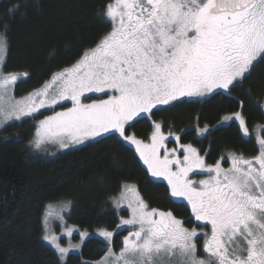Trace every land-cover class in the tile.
<instances>
[{
	"label": "snow or ice",
	"instance_id": "snow-or-ice-1",
	"mask_svg": "<svg viewBox=\"0 0 264 264\" xmlns=\"http://www.w3.org/2000/svg\"><path fill=\"white\" fill-rule=\"evenodd\" d=\"M20 7L14 3L9 14ZM101 15L110 31L19 100L13 89L29 73L5 71L10 29L0 20V128L35 118L43 109L53 114L36 124L37 148L46 142L68 148L118 135L134 146L152 177L167 181L172 197L187 201L199 223L200 231L185 227L171 211L149 209L134 186L124 185L115 203L127 201L131 215L117 227L132 230L119 254L108 248L97 264H264V136L256 137V156L229 154L209 165L191 144L169 149L160 123L153 122L150 142L129 132L131 122L150 118L159 106L175 107L216 89L230 92L246 79L255 63L264 61V0H105ZM223 119L238 121L243 135H249L241 112ZM206 132L207 126L198 129L201 136ZM225 159L228 168L222 167ZM69 206L65 203L55 215L63 220ZM51 208L45 212L43 239L63 264L76 246L62 247L47 233ZM98 234L107 242L114 235L107 229Z\"/></svg>",
	"mask_w": 264,
	"mask_h": 264
},
{
	"label": "trees",
	"instance_id": "trees-1",
	"mask_svg": "<svg viewBox=\"0 0 264 264\" xmlns=\"http://www.w3.org/2000/svg\"><path fill=\"white\" fill-rule=\"evenodd\" d=\"M105 0H0V20L9 24L6 72H28L14 88L16 97L40 88L53 73L72 65L108 31L102 18ZM14 3L21 7L10 15ZM243 102V107L239 102ZM264 61L246 79L224 94L217 92L200 100H188L153 110L150 120L139 118L129 129L147 141L152 123H160L164 134L191 144L205 162L215 164L221 156L242 154L254 157L259 145L256 134L264 125ZM241 112L249 129L245 138L236 122L217 126L225 116ZM37 118L0 129V264H61L60 257L43 243L45 209L68 203V225L92 233L115 231L127 211L114 200L124 185H132L149 209L171 211L185 222L194 223L190 208L175 201L169 188L150 178L133 148L118 138L106 136L54 158L32 146ZM208 127L204 135L198 129ZM263 136V134H260ZM230 164L227 159L222 167ZM127 230L116 232L113 252L120 251ZM108 242L90 238L78 253H70L63 264H90L106 254ZM201 252V246L198 244Z\"/></svg>",
	"mask_w": 264,
	"mask_h": 264
},
{
	"label": "rangeland",
	"instance_id": "rangeland-1",
	"mask_svg": "<svg viewBox=\"0 0 264 264\" xmlns=\"http://www.w3.org/2000/svg\"><path fill=\"white\" fill-rule=\"evenodd\" d=\"M22 79H23V78H22ZM14 88H15V87H14ZM217 92H221V93H224V94L228 93V91H225V90H223V89H216L214 92H212V93H207V94H205L204 96L193 97V98H186V99H188V100H200V99H205V98H207V97H209V96H211L212 94L217 93ZM12 95H13L17 100L23 98V97H16L15 94H14V89H13ZM27 95H28V94H27ZM27 95H25L24 97H26ZM69 106H70V105H69ZM166 106H168V105H165V106H159V108L166 107ZM263 109H264V108H263ZM61 110H63V109H61V108H57V109H56V111H61ZM52 114H53L52 111H49V110H43V109H42V110L40 111V113L35 114V118H37V120H36V124L38 123L39 120L44 119L45 116L52 115ZM232 115H233V114H232ZM232 115H228V116H232ZM28 119H31V118H27V117H26V118H24V119L21 120V121H15V120H14V121H10L8 124H6V125H5L4 127H2V128H5L7 125H9V124H13V123H15V124H21V122L26 121V120H28ZM137 119H139V118H137ZM137 119H136V120H137ZM147 119L150 120V118H147ZM136 120H135V121H136ZM231 121L236 122V124L239 126V122H238V121H235V120H231ZM231 121H224V119H222V121L219 122V123L217 124V126H221L222 124H226V123H229V122H231ZM133 122H134V121H133ZM133 122H131V123H133ZM152 126H153V123H152ZM263 126H264V125H263ZM239 128H240V127H239ZM0 129H1V128H0ZM240 130H241V129H240ZM35 131H36V126H35ZM153 131H154V128H153L152 132H153ZM161 131H162V129H161ZM162 132H163V131H162ZM241 133H242V131H241ZM151 134H152V133H151ZM151 134H150V136H151ZM260 134H263V136H264V132H261V130L258 129L257 134H256V137H257V136H261ZM242 135H243V133H242ZM34 136H35V132H34ZM34 136H33V139H32V146H33V148L36 149V150H38V151H39L40 153H42L44 156H47V157H49V158H54V157H56V156H58V155H60V154H62V153H65V152H67V151H70V150H73V149L79 148V147H81V146H84V145H86V144H88V143H91V142H93V141L98 140V139L101 138V137H97V138H95L94 140H88V141L83 142L82 144L72 145V146H70V147H68V148H60L59 145H58L57 143H52V142H46V143H44V144H41L40 147L37 148V147L34 146V143H33V141H34ZM165 136L168 137V139L166 140V146H167L169 149H172V148H178V147H179V144H181L180 142H177V141L175 140L176 135L165 134ZM199 136H200V135H199ZM243 136H244V135H243ZM244 137H245V136H244ZM248 137H249V135H248L247 137H245V138H248ZM123 142H124V141H123ZM145 142H150V137H149V139H148L147 141H145ZM124 143L127 144L126 142H124ZM127 145H128V144H127ZM128 146H130V145H128ZM130 147L133 148L134 151H135L134 146H130ZM136 154H137V153H136ZM137 156H138V154H137ZM138 158H139V156H138ZM139 160H140V159H139ZM140 161H141V160H140ZM141 163H142L143 167L147 170V166L144 165L142 161H141ZM206 164H207V163H206ZM229 166H230V164L228 165V167H229ZM228 167H226V168H228ZM147 172H148V171H147ZM148 174H149V176H150V178H151L152 180L157 181V182H162V183L166 184V186L168 187V185H167V181L163 180L162 178L152 177L151 174H150L149 172H148ZM195 178H197V179H205V178H207V177H206V176H197V177H195ZM123 191H124V189H123ZM123 191H122V192H123ZM169 191H170V189H169ZM122 192H121V193H122ZM121 193L118 195L117 198H115L114 203H115V201L121 196ZM170 195H171V193H170ZM171 197H172V196H171ZM172 198H173L175 201L182 202V203H184V204L187 205V201H184V200H182V199H180V198H176V197H172ZM64 204H65V203L51 204V205H52V208H51L50 210H51L54 214H53V216L49 217L48 224H47V233H48L49 235H55V236H57V237L59 238L58 242L61 244L62 247H69L70 245H75L76 247L71 248L68 254H70V253H75V252H77V251H78V253H79V251H80V249H81V247H82V244H83L86 240H88V239H90V238H95V239H100V240L105 241L104 238L98 234V233H99V230L93 232V234L87 232L88 235L82 238L81 235H80V233L83 232V231H80V230L77 229L76 227H73V226H71V225H68V222H67V220H66L67 217H68V208H66V209L61 213V214L63 215V220H60V219L55 215V213H56V212H60V211H61V208L63 207ZM115 205H116L117 208H119V209H125V210L127 211V216H126V217H120V219H119V224H118V225H120V221H121V219H122V218H123V219H128V218H130L131 212H130V210L127 208V201H124V203L121 204V205H117L116 203H115ZM187 206H188V205H187ZM188 207L190 208V206H188ZM46 210H48V209L46 208V209H45V212H46ZM44 216H45V215H44ZM193 220H194V218H193ZM194 223L198 224V222H196L195 220H194ZM43 224H44V235H45V223H44V219H43ZM68 229H73V230H74V231L72 232V235H71V236H68V235L66 234ZM121 230H127V234L125 235V236H127V235H128V231L132 230V228H131L130 226H124V225H121L120 227H117L115 231H112V232L115 234L116 232L121 231ZM197 230L200 231V229H197ZM204 231H209V230H208V229H204ZM125 236H124V237H125ZM111 240H112V239H111ZM42 241H43V243H44L45 245H47L50 249H52V250H53V251L59 256V254L57 253L56 249H55V248H54L49 242L45 241L44 239H43ZM122 241H123V240H122ZM105 242H107V241H105ZM203 242H204V241H203V237H200V238L197 239V244H199V245L201 246V253H202V251H203ZM108 248H111V250H112L111 241L108 242ZM112 251H113V250H112ZM119 252H120V251H117V252H114V253L119 254ZM105 255H106V254H105ZM97 262H98V261H97ZM97 262H93V263H90V264H97Z\"/></svg>",
	"mask_w": 264,
	"mask_h": 264
},
{
	"label": "flooded vegetation",
	"instance_id": "flooded-vegetation-1",
	"mask_svg": "<svg viewBox=\"0 0 264 264\" xmlns=\"http://www.w3.org/2000/svg\"><path fill=\"white\" fill-rule=\"evenodd\" d=\"M197 225H199V223H198ZM208 230H209V229H208Z\"/></svg>",
	"mask_w": 264,
	"mask_h": 264
}]
</instances>
